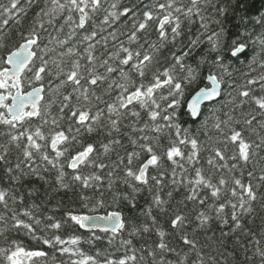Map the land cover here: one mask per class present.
Segmentation results:
<instances>
[{"label":"snow or ice","instance_id":"snow-or-ice-1","mask_svg":"<svg viewBox=\"0 0 264 264\" xmlns=\"http://www.w3.org/2000/svg\"><path fill=\"white\" fill-rule=\"evenodd\" d=\"M228 11L0 0V264H264V14Z\"/></svg>","mask_w":264,"mask_h":264},{"label":"trees","instance_id":"trees-1","mask_svg":"<svg viewBox=\"0 0 264 264\" xmlns=\"http://www.w3.org/2000/svg\"><path fill=\"white\" fill-rule=\"evenodd\" d=\"M6 2V0H4ZM229 5V11L226 13L224 17H222L223 27L225 29L226 35L224 37L226 43H231L233 39L237 37V35L247 28L248 30H253L257 33L260 32V28L255 24V19L260 15L264 14V0H222ZM31 15V14H30ZM216 27V26H213ZM196 31V26H193V32ZM15 42V40L13 41ZM205 47H207L205 45ZM204 51V48H201L195 55L193 59L199 57V55ZM251 55V46L249 48V56ZM242 62L237 64L236 67L241 69L242 71H248L245 67L246 60L244 57L241 58ZM202 86V85H201ZM28 90V89H25ZM194 94V90L190 91L186 99H189L191 95ZM208 110L207 107L202 109V115L198 118H193L185 109L180 110V120L184 127H187L193 131L200 129L202 121L207 116ZM201 138L202 134H201ZM35 183V181H33ZM144 200L141 198L140 204H143ZM120 210L123 212L125 217H130L132 215V210L127 208L126 206H121L120 209L116 208H102L98 209L95 213L107 214L109 211ZM93 213V214H95ZM259 224V220L256 222ZM79 233H82L85 237H89L91 232L88 230H78ZM101 237L100 240L94 241L91 245L82 241V247L85 251L94 253L96 250H102L108 247V237L105 233L100 230H92ZM26 246L30 248H35L39 246L42 250L49 252V254H56L59 258V253L54 252L53 249L48 248L46 245H37L35 241H32L30 238H23Z\"/></svg>","mask_w":264,"mask_h":264},{"label":"water","instance_id":"water-1","mask_svg":"<svg viewBox=\"0 0 264 264\" xmlns=\"http://www.w3.org/2000/svg\"><path fill=\"white\" fill-rule=\"evenodd\" d=\"M197 118H198V117H197ZM94 215H101V216H102V215H106V214L95 213ZM93 230L96 231V230H100V229L97 228V229H93ZM100 231H101V230H100Z\"/></svg>","mask_w":264,"mask_h":264},{"label":"bare ground","instance_id":"bare-ground-1","mask_svg":"<svg viewBox=\"0 0 264 264\" xmlns=\"http://www.w3.org/2000/svg\"><path fill=\"white\" fill-rule=\"evenodd\" d=\"M190 99V98H189Z\"/></svg>","mask_w":264,"mask_h":264}]
</instances>
